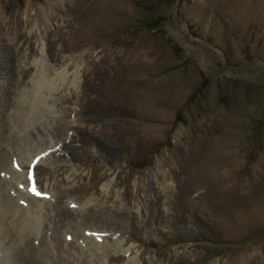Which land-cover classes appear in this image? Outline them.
I'll return each mask as SVG.
<instances>
[{
    "label": "rangeland",
    "instance_id": "obj_1",
    "mask_svg": "<svg viewBox=\"0 0 264 264\" xmlns=\"http://www.w3.org/2000/svg\"><path fill=\"white\" fill-rule=\"evenodd\" d=\"M23 245L264 264V0H0V264Z\"/></svg>",
    "mask_w": 264,
    "mask_h": 264
},
{
    "label": "bare ground",
    "instance_id": "obj_2",
    "mask_svg": "<svg viewBox=\"0 0 264 264\" xmlns=\"http://www.w3.org/2000/svg\"><path fill=\"white\" fill-rule=\"evenodd\" d=\"M46 70H47V67H46ZM43 72H44V70H42ZM42 74H44L45 75V77H43V78H40L38 81H37V85H36V90H37V94H35V97H34V99H36L37 101V103H39V105L40 104H43V102L45 101V99H44V97H43V93L41 94V92H42V89H52L53 88V83H52V80L49 78V76H48V74L45 72V73H42ZM47 74V75H46ZM51 75V74H50ZM77 76L75 77V80H74V83L77 81ZM79 80V79H78ZM27 157V156H26ZM5 166V165H4ZM31 184V183H30ZM24 187H26L27 188V186H24ZM31 187V186H30ZM29 194H31L34 198L33 199H35L36 198V196L35 195H33L32 193H31V191H29ZM37 199V198H36ZM9 200L11 201V199L9 198ZM6 202V201H5ZM4 204V203H3ZM10 204V203H9ZM34 204V203H33ZM40 204V203H39ZM8 205V204H7ZM4 206V205H3ZM2 206V207H3ZM11 206H13V205H11ZM11 206H8V207H11ZM38 206H39V210L41 209L40 208V205H35V206H33V207H36V208H38ZM15 207V206H14ZM43 207V206H42ZM36 208H33L32 210H27L26 209V214H29L28 216L25 214V212L23 211V214L25 215V216H19V218L17 219V229H18V233L17 234H19L21 237H23L25 234H26V231L29 229H33V230H38L39 229V227H40V225L42 224V222H41V219H40V217H39V210L38 209H36ZM12 209V208H11ZM18 209V208H17ZM23 209H25V208H23ZM15 210H16V207H15ZM19 210V209H18ZM41 211V210H40ZM63 211V210H62ZM20 212V211H19ZM21 213V212H20ZM22 215V214H21ZM62 215V214H61ZM41 216V215H40ZM66 217V216H65ZM32 230V231H33ZM25 237V236H24ZM25 239V238H24ZM43 241V240H42ZM56 242V241H55ZM23 243H24V241H23ZM26 244V243H25ZM41 245H43V242L40 244V246ZM19 246H20V244H19ZM26 246V245H25ZM22 247V246H21ZM21 247H19V248H21ZM28 247V246H27ZM27 247H24V245H23V247L19 250V254H17L18 255V257H16L17 259H19V256H21L22 257V259L23 258H27V260L25 261V263H21V264H41V259L43 258V257H45L44 256V252L46 251L45 250V248H43V246L42 247H40L39 249H35V250H32L33 248H31V250H29L28 251V253H27ZM30 249V248H29ZM47 249V248H46ZM47 252V251H46ZM18 253V252H17ZM16 255V254H15ZM25 258V259H26ZM46 258V257H45ZM20 260V262H21V259H19ZM18 260V261H19ZM24 260V259H23ZM41 261V262H40ZM19 264V263H18Z\"/></svg>",
    "mask_w": 264,
    "mask_h": 264
},
{
    "label": "snow or ice",
    "instance_id": "obj_3",
    "mask_svg": "<svg viewBox=\"0 0 264 264\" xmlns=\"http://www.w3.org/2000/svg\"><path fill=\"white\" fill-rule=\"evenodd\" d=\"M33 179V186L31 189H29V191H31V193L37 197H41V198H48L46 194L41 193L37 190L36 186H35V180ZM21 187L23 188V185H21ZM21 203H24L23 201H21ZM73 207H75V205H73ZM92 235H98V234H92Z\"/></svg>",
    "mask_w": 264,
    "mask_h": 264
}]
</instances>
